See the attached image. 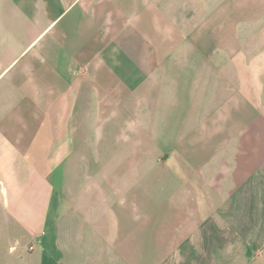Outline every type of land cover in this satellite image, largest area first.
<instances>
[{
	"label": "crops",
	"instance_id": "1",
	"mask_svg": "<svg viewBox=\"0 0 264 264\" xmlns=\"http://www.w3.org/2000/svg\"><path fill=\"white\" fill-rule=\"evenodd\" d=\"M0 264H264V0H0Z\"/></svg>",
	"mask_w": 264,
	"mask_h": 264
}]
</instances>
